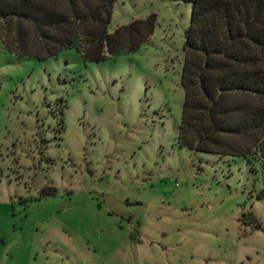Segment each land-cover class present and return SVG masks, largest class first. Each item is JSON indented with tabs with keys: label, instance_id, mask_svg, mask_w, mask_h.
<instances>
[{
	"label": "rangeland",
	"instance_id": "374dc122",
	"mask_svg": "<svg viewBox=\"0 0 264 264\" xmlns=\"http://www.w3.org/2000/svg\"><path fill=\"white\" fill-rule=\"evenodd\" d=\"M150 13L104 61L0 44V264H264V164L176 141L190 4L114 0L109 31Z\"/></svg>",
	"mask_w": 264,
	"mask_h": 264
},
{
	"label": "trees",
	"instance_id": "16d2710c",
	"mask_svg": "<svg viewBox=\"0 0 264 264\" xmlns=\"http://www.w3.org/2000/svg\"><path fill=\"white\" fill-rule=\"evenodd\" d=\"M178 1L191 7L179 79L178 146L263 165L264 0ZM113 3L0 0V44L18 58L38 61L66 50L83 62L133 54L153 34L156 15L109 31ZM259 193L264 198V187Z\"/></svg>",
	"mask_w": 264,
	"mask_h": 264
}]
</instances>
